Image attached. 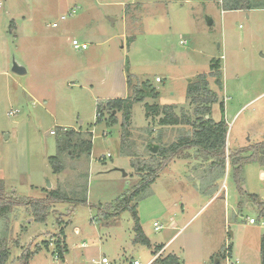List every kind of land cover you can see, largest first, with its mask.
Here are the masks:
<instances>
[{
    "label": "rangeland",
    "instance_id": "1",
    "mask_svg": "<svg viewBox=\"0 0 264 264\" xmlns=\"http://www.w3.org/2000/svg\"><path fill=\"white\" fill-rule=\"evenodd\" d=\"M72 40L87 48L74 49ZM212 60L220 63L221 89L208 76ZM13 63L26 73L14 74ZM127 74L132 86L147 84L158 97L132 106L122 148V113L114 112L113 126L106 117L96 124V106L127 95ZM199 75H207L218 100L205 118L219 122L223 103L226 154L264 141V10L222 12L213 0H0V183L16 201L43 199L55 189L86 198L83 205H51L45 223L35 221L29 206L1 217L7 264H21L20 256L36 246L42 249L27 264H103V258L105 264H147L161 253L180 264H260L264 221L250 199L264 202L258 162L244 164L238 176L226 163L217 176L212 159L196 148L182 151L131 203L150 246L135 243L129 209L108 218L98 209L139 184L132 161L147 162L191 137L198 117L187 87ZM145 104L173 107L192 123L161 127L162 115L152 112L147 122ZM60 128L80 136L68 149L56 135ZM88 132L90 156L77 147L79 138L90 140ZM59 146L63 171L52 174L48 159L58 156ZM154 223L162 228L155 231ZM61 230L64 260L52 253Z\"/></svg>",
    "mask_w": 264,
    "mask_h": 264
},
{
    "label": "trees",
    "instance_id": "2",
    "mask_svg": "<svg viewBox=\"0 0 264 264\" xmlns=\"http://www.w3.org/2000/svg\"><path fill=\"white\" fill-rule=\"evenodd\" d=\"M177 2H182L183 0H175ZM217 2L219 8L222 12H232V11H251V10H264V0H213ZM126 67V66H125ZM208 76L214 78V83L219 89L222 87V73L220 71V63L217 60H212L210 64ZM127 86L132 88L133 94L125 98L111 99L105 102V105L97 104L96 113H100L101 117L96 119L95 123H99L102 118H107V125L113 126L116 123V118L114 112L122 113V135L121 144L123 148V143L127 136V128L130 124L131 119V109L132 106L138 101L144 98H156L158 97V92L151 86L144 84L141 87L132 86L130 79L131 75L127 74ZM207 75H199L196 83L188 84L187 87V97L190 99L192 104L197 105L194 109V115L197 118V124H193V132L190 138H181L178 142L170 144L166 148H161L158 153L153 154L147 162H134L131 165L138 174L142 175V179L139 184L130 191L128 195H125L122 199L116 200L112 205L107 206L105 209H100L99 211L104 213V218L108 216L117 217L121 212L126 209L130 210L131 217L134 221V232L136 234L135 243H142L144 245L150 246L149 241L142 232L141 227L138 223V218L136 214V207L131 205L132 201L135 202L141 193H143L149 186L154 183L158 178L162 170L167 167L170 162L176 159L182 151H187L191 149H197L199 153L205 158V160H211V168L215 169L217 176L222 175L226 163H229L234 170L235 175H240L241 167L249 162H258L264 165V141L254 144V146H249L248 148L237 150L232 154H226V137L228 133V128L226 126L223 112L224 106L220 102V108L222 113V119L219 122H214L210 118H205V116L210 115L211 106L218 102L216 94L208 90L206 84ZM132 87H131V86ZM208 94L209 98H202L201 95ZM206 104L207 106H204ZM145 116L149 118V112L162 117L158 120V124L161 127H175L184 125H191V119L184 114L177 116L173 112V107L164 106L159 108L158 106H150L145 104ZM103 115V117H102ZM90 140L82 141L79 138V145L81 151L86 152L89 156L91 153L92 142L91 133H87ZM61 137L59 140L65 142L68 149L71 146L74 137H80L73 130H65V128H60L57 134ZM58 140V142H59ZM62 152L61 147H58V156L49 158V165L52 168V174H60L63 171L61 161L59 158ZM186 157V156H185ZM211 173V171H209ZM45 198L32 200L31 198L23 197L20 201H16L12 196L15 194L13 192H7L3 183H0V218L4 215L10 213L13 209L22 206H29L32 210L33 216L37 223H45L48 215L50 213V207L54 204L68 203L72 205L86 204V198L82 199H71L64 194H61L59 189L51 190L47 192ZM250 199L254 202L259 210V217L264 221V202L258 200L256 196H250ZM112 210L113 213L109 211ZM63 230L59 232V235L54 243L53 254H57L60 260H64V255L67 252V247L63 241ZM44 248L48 249V244L44 242ZM42 248L36 246V249L32 252H24L20 256L21 264H27L28 261L37 254ZM162 249H157L158 254ZM10 258V251L7 246L5 239L0 240V264H7ZM151 264H180L178 257L173 254H168L166 256L159 255L154 258ZM260 264H264V235L261 237L260 241Z\"/></svg>",
    "mask_w": 264,
    "mask_h": 264
},
{
    "label": "built area",
    "instance_id": "3",
    "mask_svg": "<svg viewBox=\"0 0 264 264\" xmlns=\"http://www.w3.org/2000/svg\"><path fill=\"white\" fill-rule=\"evenodd\" d=\"M62 19H65L64 17H62ZM52 26L53 27H56V24L54 23V24H52ZM72 47L74 48V49H76V50H85L86 48H87V46H86V44H80L78 41H76V40H72ZM156 82H160V80L158 79V78H156V80H155ZM16 113V111H10L7 115L8 116H13L14 114ZM101 117V115H100V113H96V119H98V118H100ZM52 134H54V132H51ZM249 223L250 224H253L254 223V221H253V219H250L249 220ZM153 228H154V230L155 231H159L161 228H162V226H160V225H158L157 223H154L153 224ZM50 245H52V244H50ZM55 258L57 259L58 258V256H57V254H55ZM155 258V257H154ZM154 258L152 259V260H150L147 264H151L152 263V261L154 260ZM101 263H108L107 262V260L105 259V258H103L102 260H101ZM131 264H141L140 262H138L137 260H133L132 262H131Z\"/></svg>",
    "mask_w": 264,
    "mask_h": 264
},
{
    "label": "water",
    "instance_id": "4",
    "mask_svg": "<svg viewBox=\"0 0 264 264\" xmlns=\"http://www.w3.org/2000/svg\"><path fill=\"white\" fill-rule=\"evenodd\" d=\"M208 25L209 26L211 25V21L208 22ZM12 72L14 74H16V75H24L26 73V70L23 67L18 66L16 63H13V65H12ZM151 150L152 151H155V148H152ZM48 186H49V184H48Z\"/></svg>",
    "mask_w": 264,
    "mask_h": 264
},
{
    "label": "crops",
    "instance_id": "5",
    "mask_svg": "<svg viewBox=\"0 0 264 264\" xmlns=\"http://www.w3.org/2000/svg\"><path fill=\"white\" fill-rule=\"evenodd\" d=\"M124 81H125V84H126V85H125L126 88H125V92H124V93L126 94V89H127V95L124 96V97H122V98H125V97L128 96V86H127V83H126L127 81H126V80H124ZM111 99H117V98H110V99H108V100H111ZM145 118H146V116H145ZM146 120H147V122H149V121H148V118H146ZM73 130H74V129H73ZM174 161H179V160H178V159H177V160L174 159V160H172V161L170 162V164L173 163ZM75 232H77V229L75 230ZM62 238H63V241H64V243H65L64 235H63ZM65 245H66V243H65ZM66 247H67V246H66ZM161 255H167V254L161 253ZM101 260H102V259H101ZM103 264H104V263H103Z\"/></svg>",
    "mask_w": 264,
    "mask_h": 264
}]
</instances>
